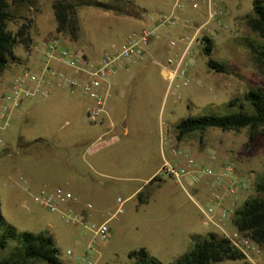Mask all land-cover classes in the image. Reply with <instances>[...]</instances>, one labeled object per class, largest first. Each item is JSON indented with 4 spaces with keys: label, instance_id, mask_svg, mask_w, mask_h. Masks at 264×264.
<instances>
[{
    "label": "rangeland",
    "instance_id": "obj_1",
    "mask_svg": "<svg viewBox=\"0 0 264 264\" xmlns=\"http://www.w3.org/2000/svg\"><path fill=\"white\" fill-rule=\"evenodd\" d=\"M53 1L14 2L9 30L16 32L23 23H30L33 41L39 43L56 34ZM90 1L113 6L112 0ZM155 1L119 0L124 11H128L125 13H118L113 7L78 5V39L73 40L65 33L60 36L70 50L95 61L105 52L120 48L127 35L140 29L136 27L141 23L134 20L141 10L139 6H149ZM181 1L185 5L182 13L200 9L193 8L190 0ZM215 1L225 15L217 17L209 30L198 35L200 43L194 39V31L207 16L199 23L189 22L184 34L175 33L167 38L168 44L174 40L176 45L165 61L187 51L186 61L191 65L190 83L178 89L180 97L166 94L169 82L166 85L158 64L144 56L143 60L134 61L127 72L120 73L123 78L118 94L110 101L114 105L110 116L117 122V131L98 138L108 130L109 121L93 123L89 120L87 111L93 101L84 95H67L62 100L55 95L45 102L25 101L15 112L11 125L1 132L2 214L6 222L20 232L52 236L61 264H133L129 253L142 247L169 264L193 247L191 235L202 237L209 232L221 235L218 229L203 224L204 216L197 204L167 173L161 171L157 178L145 182L161 164L162 138L166 139L167 154L171 145H176L189 149L197 159L193 151L204 146L202 155L208 158L205 165L212 166L215 174L221 169L220 160L236 162L239 177L247 187L238 203L229 207L237 209L256 195L264 198V193H259L255 187L264 177V126L230 131L210 127L203 134L188 135L185 142L175 137L168 143V137H173L182 119L230 113L239 109L238 105L229 106L231 99L240 98V102H245L244 95L250 89L261 87L264 90V57L254 52L264 40L246 21L247 15L253 14L254 0ZM196 2L199 7L203 4L202 0ZM184 21L171 28L182 27ZM204 36L213 41L210 57L225 64L228 72L209 67V56L203 51ZM15 54L18 57L25 54L22 44L16 45ZM28 65L31 63H9L0 76V102L9 81ZM125 120L129 123L128 135L122 127ZM116 134L119 142L113 141ZM95 148L92 153L90 150ZM197 162L201 164L199 159ZM215 178L216 175L203 173L201 180L193 185L198 189L197 199L203 207L213 203L211 192L216 188L210 186L206 190L200 183L214 182ZM57 187L74 193L78 200L70 208L77 213L84 212L85 223H68L61 212L51 211L36 200L35 195L40 190ZM140 187L141 195H133ZM119 197L124 200L123 213L114 216ZM61 209L67 211L66 207ZM233 215L226 221L230 230L235 229ZM105 221L109 223L112 237L102 240L95 235L92 226ZM16 245L13 239L0 245V261L9 258ZM242 262L225 260L215 264Z\"/></svg>",
    "mask_w": 264,
    "mask_h": 264
},
{
    "label": "built area",
    "instance_id": "obj_2",
    "mask_svg": "<svg viewBox=\"0 0 264 264\" xmlns=\"http://www.w3.org/2000/svg\"><path fill=\"white\" fill-rule=\"evenodd\" d=\"M185 5L177 0L172 8L165 13L152 18V25L132 31L124 39L120 48L105 52L100 59L91 61L86 55L78 53L66 47L59 33L44 39L41 44L36 43L33 48L40 55L38 67L25 68L15 79L11 80L6 91L1 96L0 102V134L11 125V121L25 101L38 97H48L58 90H68L71 94L81 92L93 101L88 108V118L93 123L103 122L107 116V103L111 97L112 78L117 75L119 67L124 61L130 59H142L148 52L153 40L160 37L164 28L177 25L182 18ZM193 8H199L198 2L192 3ZM207 17L203 23L196 27L194 39L199 42L198 35L210 28L217 17L225 15L215 0H207ZM184 24L189 25L185 20ZM197 36V38H195ZM200 43V42H199ZM176 41L169 42L168 47L174 48ZM186 52H181L178 57H169L166 66L169 67V85L167 94L172 93L180 97L178 89L190 83L191 65L186 61ZM181 79V80H179ZM1 141V136H0ZM172 153L175 160L164 159L162 171L167 173L188 193L189 188L186 178H190L192 184L201 180V175H216L211 192L213 203L203 207L196 202L204 216L206 225L216 227L221 236L227 238L231 245L239 250L249 264H264V246L237 229H228L226 221L234 214L236 209L226 206L225 199H233V205L238 203V196L247 185L240 179L236 162L229 160L221 164L218 174L213 167H204L197 162L187 150L173 147ZM36 200L51 211L61 212L66 221L71 224L85 223L84 212L77 213L70 205L77 200L71 191L61 187L55 189H42L35 195ZM119 206L114 216L123 213L122 198H118ZM66 207L67 211L61 208ZM68 208V209H67ZM95 235L102 240L112 237L108 221L100 225L92 226ZM88 264H92L89 262Z\"/></svg>",
    "mask_w": 264,
    "mask_h": 264
},
{
    "label": "trees",
    "instance_id": "obj_3",
    "mask_svg": "<svg viewBox=\"0 0 264 264\" xmlns=\"http://www.w3.org/2000/svg\"><path fill=\"white\" fill-rule=\"evenodd\" d=\"M23 0H0V76L10 62L16 61L15 47L22 44L28 51L31 50L33 38L31 24L23 23L16 32L9 30L8 23L12 20L11 6L14 2ZM119 0H112V5L102 2L83 0H54L53 9L57 20L56 32L68 34L73 40L78 39L79 19L78 5H97L104 8L113 7L118 13H125ZM128 12V11H126ZM248 25L264 40V0L253 1V14L247 15ZM203 51L209 56L208 65L218 72H228L225 64L213 59V41L208 36L202 38ZM260 57H264V43L254 50ZM244 101L233 98L229 106H239V109L227 114H203L182 119L178 125L177 138L198 131L204 133L210 127H217L223 131L250 128L255 130L264 126V90L261 87L253 88L244 95ZM253 139L251 134L250 140ZM156 178V177H155ZM153 178V179H155ZM256 190L264 193V177L256 182ZM141 192L138 193V196ZM233 224L235 229L244 232L247 236L264 246V198L256 195L248 198L234 211ZM17 241V245L9 258L0 261V264H61L59 250L52 236L46 233L18 231L9 225L1 211L0 202V245L4 246L7 240ZM129 257L134 259L133 264H165L159 258L151 255L142 247L131 251ZM225 260L243 261L240 264H249L244 255L234 248L227 238L216 232H209L205 236L193 237V247L169 264H215Z\"/></svg>",
    "mask_w": 264,
    "mask_h": 264
},
{
    "label": "crops",
    "instance_id": "obj_4",
    "mask_svg": "<svg viewBox=\"0 0 264 264\" xmlns=\"http://www.w3.org/2000/svg\"><path fill=\"white\" fill-rule=\"evenodd\" d=\"M177 1V0H175ZM173 0H156L154 3H152L151 5H146V6H139L141 9L140 12H139V15L136 16V18H134L135 21H137L138 23H141L140 26L136 27V28H142V27H146V26H150L152 25L153 21H152V18H155L157 17L159 14H162V13H165V12H168L172 6L174 5V2ZM192 2H196V0H190ZM203 1V4L201 5V7H199L200 9H198V11L196 10H192V11H184L183 14H182V18L183 20H188L189 22H191L192 24H195V23H199L205 16H207V12H208V7H207V0H202ZM206 19V18H205ZM190 25V24H189ZM186 26L184 23L182 25V27H179V28H171V27H168L167 29H163L160 33V37L158 39H155L152 41L151 43V46L148 50V52L146 53V58L145 59H153L159 66V72L160 74L162 75L163 79L165 80L166 82V85L167 83L169 82V67L166 66V61H165V57L167 54H170L171 52H173L174 50H171L169 47H168V43H167V38H169L170 36L174 35L175 33H179V35H182L185 33V28L189 27ZM199 26V25H198ZM209 30V29H208ZM63 44H64V41H62ZM36 43H39L37 41H33V44H32V48L30 51H28L25 47V54L22 56V57H18L16 54V61L15 62H20V63H23V62H26V64L28 63H31V67H35L36 68L38 67V64L40 62V55L38 52H36V50L33 48V46L36 44ZM41 44V43H39ZM65 45V44H64ZM176 51H180V49H177ZM100 59L99 57L96 59L98 60ZM144 58L142 59H130V60H126L123 62V64L119 67V70L117 72V75L119 76L117 78V75L112 78V84H111V97L110 99L108 100V103H107V116L105 117V119L103 120V122L107 119L109 121V124H108V130L101 134L98 138H101L103 135H106V134H109V133H113L115 131L118 130V125H117V122H114L112 119H111V116H110V112L112 111L114 105L111 104V99L112 97L114 96L115 99H116V95L118 94V90H119V87H120V84H121V80L122 78H120V73L122 72H127L129 70V68H131V66L133 65L134 61H141L143 60ZM27 66V65H26ZM28 65V67H30ZM122 71V72H121ZM165 71H167V76L165 75ZM4 73V72H3ZM10 82V81H9ZM169 85V84H168ZM168 85H167V88H166V94H167V90H168ZM57 95L58 99L59 100H62L65 96H75V95H83L81 92H76L75 94H71L68 90H58V91H55L53 94H51L50 96L48 97H38V98H33L31 100H28V101H33L35 99H39L40 101L42 102H45L49 99H51L53 96ZM168 95V94H167ZM67 96V97H68ZM85 96V95H84ZM87 97V96H86ZM90 99V98H88ZM27 101V102H28ZM68 123V121L66 122ZM122 127L124 128V134L125 135H128L130 133V129H129V123L125 120L123 121V124H122ZM196 133H200L198 131H195ZM195 132H191V133H188L186 135L183 136L182 139H180L179 141L181 142H185L186 140V137L188 135H191L192 133H195ZM202 134V133H201ZM177 135H178V129L176 131H174L173 133V137H168V143L170 144L171 140H174V138L176 137L177 138ZM178 139V138H177ZM113 141L115 142H119L120 141V137L116 134L113 136ZM165 141L166 139H161V164L159 165V167H157L152 173L151 175L146 179L145 182L153 179V178H157L159 175H160V172L162 171V165H163V162H164V159H167V160H175L176 159V156L172 153V148L175 147L176 145H171V149L169 150V154H167L165 152ZM97 148L95 149H91L90 151L93 153L95 152ZM182 149V148H181ZM185 149V148H184ZM204 150V146L203 147H197L193 152L197 155V159H199L201 161V164L202 166H209V167H212L210 165H205V162H207V159L206 157H204L202 154H204L203 151ZM188 152L190 151L189 149L187 150ZM191 152V151H190ZM191 154V153H190ZM225 161L223 160H220L219 163L220 165L223 164ZM221 168V167H220ZM238 174L240 176V173L238 171ZM187 182V185H188V188H189V191L191 193V190L193 188H196L194 187L190 181V178L186 180ZM202 186H204L206 188V190L208 189V187L212 186L213 185V182L212 181H209V180H205V181H202L200 183ZM141 187L138 188L137 190L134 191L133 195H137L140 191ZM197 189V188H196ZM185 191V190H184ZM245 190H242L237 198V200L239 201V198L241 196L242 193H244ZM187 196L189 197V199L193 202H199V200L197 199V194H198V189H197V193L195 195H191L190 193H188L187 191H185ZM208 192V191H207ZM78 200V199H77ZM224 204L226 206H230V204H233V199L232 198H226L225 201H224ZM203 224L205 226H208L210 228H213V229H217L216 227L212 226V225H206L204 220H203ZM193 236L191 235L190 239L193 240L192 238ZM193 242V241H192ZM193 246V245H192ZM192 249V247H191ZM190 249V250H191Z\"/></svg>",
    "mask_w": 264,
    "mask_h": 264
},
{
    "label": "water",
    "instance_id": "obj_5",
    "mask_svg": "<svg viewBox=\"0 0 264 264\" xmlns=\"http://www.w3.org/2000/svg\"><path fill=\"white\" fill-rule=\"evenodd\" d=\"M197 193V189L196 188H193L192 190H191V194L192 195H195Z\"/></svg>",
    "mask_w": 264,
    "mask_h": 264
}]
</instances>
